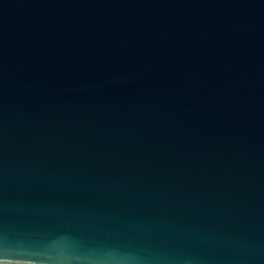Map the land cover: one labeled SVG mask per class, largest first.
<instances>
[{
    "label": "water",
    "instance_id": "water-1",
    "mask_svg": "<svg viewBox=\"0 0 264 264\" xmlns=\"http://www.w3.org/2000/svg\"><path fill=\"white\" fill-rule=\"evenodd\" d=\"M0 264H264V0H0Z\"/></svg>",
    "mask_w": 264,
    "mask_h": 264
}]
</instances>
